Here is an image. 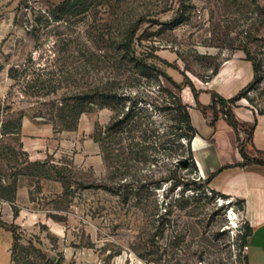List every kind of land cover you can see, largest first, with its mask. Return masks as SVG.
I'll return each instance as SVG.
<instances>
[{
  "label": "rangeland",
  "instance_id": "obj_1",
  "mask_svg": "<svg viewBox=\"0 0 264 264\" xmlns=\"http://www.w3.org/2000/svg\"><path fill=\"white\" fill-rule=\"evenodd\" d=\"M63 1L0 0V125L22 115L21 126L25 119L40 128L0 135V177L16 184L13 202L0 198V264L9 246L10 264H246L240 204L194 168L175 166L184 156L171 144L177 131L165 89L177 92L171 80L184 84L185 75L205 80L248 51L256 77L239 100L264 112V0H93L86 12L55 20ZM181 4L185 19L176 22ZM133 24L136 55L165 75L140 76L132 63L113 71L99 57ZM97 59L99 73L89 67ZM11 66L19 79L8 77ZM37 75L76 76L81 86L114 77L115 92L148 128L145 151L104 161L95 138L108 150L119 148L116 137L128 141L108 131L109 107H90L74 130L55 131L45 119L70 86L26 94L33 88L23 78Z\"/></svg>",
  "mask_w": 264,
  "mask_h": 264
},
{
  "label": "crops",
  "instance_id": "obj_2",
  "mask_svg": "<svg viewBox=\"0 0 264 264\" xmlns=\"http://www.w3.org/2000/svg\"><path fill=\"white\" fill-rule=\"evenodd\" d=\"M253 76L252 63L237 58L205 80L190 78L196 95L188 85L178 94L187 105L196 130L190 141L196 171L211 190L240 204L241 214L250 228L244 244L245 263L264 264V113L256 112L241 100L236 101L230 105L234 127L218 111L217 102L215 108L210 107L214 94L215 98L229 99L246 87ZM21 127L26 135H38L40 130L25 119ZM241 130H249L251 134L245 133L241 139ZM247 158L250 160L246 161ZM9 248L6 250L8 264L11 262Z\"/></svg>",
  "mask_w": 264,
  "mask_h": 264
},
{
  "label": "trees",
  "instance_id": "obj_3",
  "mask_svg": "<svg viewBox=\"0 0 264 264\" xmlns=\"http://www.w3.org/2000/svg\"><path fill=\"white\" fill-rule=\"evenodd\" d=\"M92 4L93 0H64L62 3H60L54 8L52 12V17L55 20H66L68 16H76L78 14L86 12ZM181 6V9H179L178 12V17L174 19V21L176 22L183 21L185 19L183 14V4H181ZM138 21L139 19L137 20V22ZM137 22H135L134 24H137ZM134 24L126 28L119 37H117L116 39H113V37L110 40L111 43L107 46V48L112 51L110 55L99 54V57L107 61L108 67H112L113 71H117V69L120 70V68L124 64L132 63L133 66H131V69H134V72H136L140 76L150 77L152 75L156 76V74L159 73L165 75L164 72H160L159 70L155 69L154 66L148 64L144 59L139 58L136 55V50L134 48V35L136 33L137 27H135ZM88 51L90 52V54L93 55L97 53L96 50L91 51L88 49ZM246 59L251 61L252 63L254 79L256 77L257 68L253 59L250 57L248 51H246ZM104 60L97 59V61L93 63L91 62V64H89V67H91L93 71L95 70L99 73L101 68H103ZM131 69L129 68V71ZM217 72L218 68L212 70V74H215ZM8 77L12 79H19L17 78L18 70L16 67L11 66L8 69ZM64 79H67V81L65 82ZM64 79H42L39 75H37L33 79H26L25 77L23 78V80H27L26 85L29 88H33V92L24 91L28 95H33L34 93V95L36 96H45L55 93L56 91H58L59 88L62 87L61 85L63 82L70 86V88L66 89L58 100H56L55 102L53 101V105L51 106V109L49 111V117L45 119V121L47 120L49 123L52 124L55 131L74 130L77 126L79 116L83 112L90 109V107H109L112 111V122L108 126V131L111 132L112 130V132L116 136H118V133H126V139L128 141L125 143V145H123L121 139L122 137H116L117 142L115 143L119 144V148L108 150V148L104 145L102 139L95 138V141L98 142L100 145L104 161H108L109 165V163H114V159H117L120 156L124 157L125 159L134 160V155L136 157L138 154L143 153V151H145L146 147L144 146V143H146L148 139V128L144 126V122L137 115L138 113L134 111L136 107L126 106V104L122 102L121 96L115 92L116 82L114 77L98 78L97 76H95L93 77V79H91L89 83H85L82 86L78 83L79 78H77L76 76L69 75L68 77H64ZM171 83L177 88V92L165 89V91L172 100L171 110L174 112L172 120L175 122L174 128L177 131L174 134L177 138V142H172L171 144L173 145V147L175 146L180 148L181 152L177 155L184 156V158L182 159L187 160V165L183 166L180 163L182 159L177 158L175 159V166L183 168L192 167L194 168V170H197L190 149V141L192 137L196 134V130L191 124L188 107L186 104L183 103L180 95L178 94V91L184 85L190 86L195 95L196 90L190 78H188L186 75L184 84H177L172 80ZM249 84L244 87L241 91H239V93H237L235 96L229 99H225L221 96H217L215 98L214 94V99L212 101V104L210 105L211 108H215V103L217 102L219 107L218 111L234 127H236V124L232 120V116L230 113V105L234 104L236 101H238L244 96V93ZM263 113L264 112H261L260 114ZM21 119L22 115H20L14 122H2L0 125V135L7 133L18 134L21 128ZM135 132H138L140 135L135 136ZM245 133L247 136H249L251 134V131L248 130L245 131ZM135 137H140V139L135 140ZM182 139L186 140L185 144L181 142ZM172 150L173 149L170 147V154L172 153ZM12 152L15 153L13 149ZM249 160L250 159L247 158L246 161ZM35 163L40 167V169H44L47 164V161ZM41 174L43 177H48L46 175V172H44L43 170ZM3 181L4 180H2V178L0 177V198L9 202H13L16 195L15 181L12 183H7ZM163 215L165 214H160L158 217H163ZM246 227V234L242 239V245L245 244L246 236L250 232V228L247 226V224ZM17 239L18 238L16 236L13 237L14 247L16 245ZM13 251L14 249H12V253Z\"/></svg>",
  "mask_w": 264,
  "mask_h": 264
},
{
  "label": "water",
  "instance_id": "obj_4",
  "mask_svg": "<svg viewBox=\"0 0 264 264\" xmlns=\"http://www.w3.org/2000/svg\"><path fill=\"white\" fill-rule=\"evenodd\" d=\"M180 163H181L183 166H186V165H187V160H186V159H182V160L180 161ZM161 205H163V202H162Z\"/></svg>",
  "mask_w": 264,
  "mask_h": 264
},
{
  "label": "built area",
  "instance_id": "obj_5",
  "mask_svg": "<svg viewBox=\"0 0 264 264\" xmlns=\"http://www.w3.org/2000/svg\"><path fill=\"white\" fill-rule=\"evenodd\" d=\"M240 137H241V139H244V137H245L244 133L240 132Z\"/></svg>",
  "mask_w": 264,
  "mask_h": 264
},
{
  "label": "bare ground",
  "instance_id": "obj_6",
  "mask_svg": "<svg viewBox=\"0 0 264 264\" xmlns=\"http://www.w3.org/2000/svg\"><path fill=\"white\" fill-rule=\"evenodd\" d=\"M230 218H232V213L230 214Z\"/></svg>",
  "mask_w": 264,
  "mask_h": 264
}]
</instances>
